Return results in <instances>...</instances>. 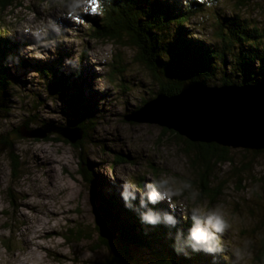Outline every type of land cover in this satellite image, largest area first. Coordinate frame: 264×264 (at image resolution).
<instances>
[{"label": "rangeland", "instance_id": "374dc122", "mask_svg": "<svg viewBox=\"0 0 264 264\" xmlns=\"http://www.w3.org/2000/svg\"><path fill=\"white\" fill-rule=\"evenodd\" d=\"M97 4L98 0H26L0 12V27L8 30L5 37L18 44L16 60H8L15 82L0 110V135L14 142L11 152L0 145V264H100L108 252L98 238L95 198L112 196L120 202L123 194L141 196L134 183L142 174L144 192L158 193L159 204L171 214L203 217L200 227L219 236L214 242L223 247L219 253L226 263L264 264L254 262L264 237V152L250 153L251 168L240 170L245 152L233 148L235 164L218 165L211 178L212 186L226 182L219 201H199L198 177L183 153L185 143L157 124L124 119L125 114L134 115L157 87L135 60L132 46L90 39L88 27ZM218 15H239L264 31V0H252L245 7L231 0H207V10L191 18L194 36L209 41ZM18 60L63 73L68 85L85 80L83 96L92 111L82 148L55 133L45 139L16 137L14 130L31 120L36 122L33 129L76 130L72 127L81 124L74 121L66 102L47 90L35 67L17 66ZM113 67L123 68L121 74L114 73L115 79L109 76ZM78 70L82 79L73 75ZM6 104H11L8 110ZM11 155L19 157L17 173L12 171ZM81 155L90 182L81 173ZM151 166L159 169L158 178ZM214 212L223 213V232H216L207 220ZM78 228L87 237L69 238L70 230ZM27 238H32L31 244ZM136 251L133 264H153L146 251Z\"/></svg>", "mask_w": 264, "mask_h": 264}, {"label": "trees", "instance_id": "16d2710c", "mask_svg": "<svg viewBox=\"0 0 264 264\" xmlns=\"http://www.w3.org/2000/svg\"><path fill=\"white\" fill-rule=\"evenodd\" d=\"M24 1L26 0H0V12L21 5ZM219 1L222 0H214ZM231 1L239 7H245L252 0ZM95 10H97L95 16L91 18L88 27L90 39L132 46L136 50L135 60L146 68L153 85L157 87L153 95L142 99L135 111L159 93L167 96L178 94L183 84L189 81H201L207 85L215 83L264 85V31L248 24L239 15L229 18L218 15L215 34L209 41L194 36V30L190 28L191 18L207 10V0H98ZM98 14L99 16H96ZM7 32L4 27H0V110L5 106L3 96L15 82L11 73L9 76L8 60H16L15 49L18 44L5 37ZM15 62L17 66L35 67L46 82L47 90L66 102L68 109L72 111L74 121L81 120V124L77 123V126L72 128L80 129L83 139L91 126L92 111L83 96L85 80L68 85L63 73L54 74L52 68L48 66L31 65L27 60ZM122 64L124 68L127 67L124 61ZM120 68L113 67L109 76L115 79L114 73L121 74L123 71V68ZM76 74L80 76V70L73 75ZM8 106L6 104V109L10 108L11 104ZM126 115L129 114L124 116ZM35 123L31 120L17 127L14 130L16 137H21L22 128L33 129L32 125ZM163 129L164 132L169 131ZM172 132L185 143L183 153L197 173L196 188L199 201L206 198L215 204L219 201L226 182L217 187L212 186L211 178L216 175L218 165L235 164L233 148L216 143L192 142ZM8 136L0 135V145L3 146V150L11 152L14 142ZM81 144L80 140L75 146L82 148ZM241 149L245 155L240 170L251 168L250 153L255 156L264 152ZM10 161L13 173H17L20 169L19 157L11 155ZM84 162L81 155V173L86 181L90 182V172L84 167ZM112 165L115 166V163ZM151 168V174L158 178L159 169L156 166ZM235 168L234 172L237 170L238 173L239 169ZM143 176L142 174L134 183L142 190L141 196L123 194V200L119 202L112 196L102 197L97 193L100 197L97 198L112 212L119 226L118 241L115 246H109L113 253L100 264H133L137 256L136 250L139 249L148 253V258L153 264H228L224 261L223 254L219 253L223 247L214 242L219 240L216 233H212L214 239L207 244L196 243L190 238L191 229L197 224L201 227L200 223L205 224L202 221L203 217L196 214L180 217L177 213L171 214L167 208H163L158 202L159 199L154 203L150 202L149 194L143 190ZM149 214L157 217L155 224L143 220V217ZM166 217H171V220ZM85 232L81 228L71 229L68 237L80 241L87 237ZM207 246H211L213 251H207ZM255 258L254 262L264 261V237Z\"/></svg>", "mask_w": 264, "mask_h": 264}, {"label": "water", "instance_id": "95a60500", "mask_svg": "<svg viewBox=\"0 0 264 264\" xmlns=\"http://www.w3.org/2000/svg\"><path fill=\"white\" fill-rule=\"evenodd\" d=\"M126 121L157 124L192 142L216 143L225 147L264 150V85H207L201 81L183 84L173 96L157 94ZM58 134L72 144L82 139L80 129L42 127L22 129L26 138L45 139ZM95 222L101 245L112 254L119 226L112 212L95 198ZM106 256V258L108 257Z\"/></svg>", "mask_w": 264, "mask_h": 264}, {"label": "clouds", "instance_id": "9594fccd", "mask_svg": "<svg viewBox=\"0 0 264 264\" xmlns=\"http://www.w3.org/2000/svg\"><path fill=\"white\" fill-rule=\"evenodd\" d=\"M166 194L167 190H166ZM149 200L150 202H156L157 200V193L151 192L149 193ZM168 220H171V217H166ZM143 220L155 224L157 221V217L154 215H145L143 217ZM207 220L209 223L212 224V227L215 229L216 232H223L224 228L226 227V221L223 218L222 212H214L207 216ZM190 238L195 241L196 243H204L207 244L208 241L214 239V236L212 233H210L206 228H201L198 224L196 227L191 229L190 231ZM207 251H213L211 246L206 247ZM238 258H242L241 254L237 253Z\"/></svg>", "mask_w": 264, "mask_h": 264}, {"label": "bare ground", "instance_id": "6f19581e", "mask_svg": "<svg viewBox=\"0 0 264 264\" xmlns=\"http://www.w3.org/2000/svg\"><path fill=\"white\" fill-rule=\"evenodd\" d=\"M42 226V225H41ZM36 228H39L37 225H36ZM28 233V232H27ZM27 243L31 244V241H32V238H27L26 239Z\"/></svg>", "mask_w": 264, "mask_h": 264}, {"label": "snow or ice", "instance_id": "6c2138e0", "mask_svg": "<svg viewBox=\"0 0 264 264\" xmlns=\"http://www.w3.org/2000/svg\"><path fill=\"white\" fill-rule=\"evenodd\" d=\"M94 3H96V0H94Z\"/></svg>", "mask_w": 264, "mask_h": 264}]
</instances>
